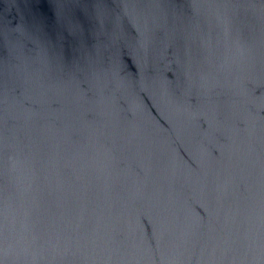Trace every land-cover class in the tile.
Wrapping results in <instances>:
<instances>
[{
	"label": "water",
	"instance_id": "water-1",
	"mask_svg": "<svg viewBox=\"0 0 264 264\" xmlns=\"http://www.w3.org/2000/svg\"><path fill=\"white\" fill-rule=\"evenodd\" d=\"M0 264H264V0H0Z\"/></svg>",
	"mask_w": 264,
	"mask_h": 264
}]
</instances>
